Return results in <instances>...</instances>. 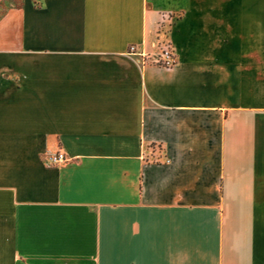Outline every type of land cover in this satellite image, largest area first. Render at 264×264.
<instances>
[{
    "label": "crops",
    "instance_id": "obj_1",
    "mask_svg": "<svg viewBox=\"0 0 264 264\" xmlns=\"http://www.w3.org/2000/svg\"><path fill=\"white\" fill-rule=\"evenodd\" d=\"M0 264H264V0L4 9Z\"/></svg>",
    "mask_w": 264,
    "mask_h": 264
},
{
    "label": "built area",
    "instance_id": "obj_2",
    "mask_svg": "<svg viewBox=\"0 0 264 264\" xmlns=\"http://www.w3.org/2000/svg\"><path fill=\"white\" fill-rule=\"evenodd\" d=\"M134 50H135L134 48H131L132 53L135 52ZM159 59H160L159 62L163 66H172L175 62L174 54L168 46H162L161 47L160 53H159ZM67 161L68 160L65 157V155L58 152V153H54V154H49L46 157L45 163L48 166H57V165L65 163Z\"/></svg>",
    "mask_w": 264,
    "mask_h": 264
},
{
    "label": "rangeland",
    "instance_id": "obj_3",
    "mask_svg": "<svg viewBox=\"0 0 264 264\" xmlns=\"http://www.w3.org/2000/svg\"><path fill=\"white\" fill-rule=\"evenodd\" d=\"M20 2V0H6L5 4L2 6V8H0V14L1 12L6 9L7 7H9L10 4L12 5H17Z\"/></svg>",
    "mask_w": 264,
    "mask_h": 264
}]
</instances>
